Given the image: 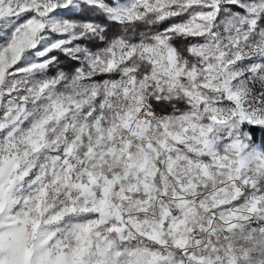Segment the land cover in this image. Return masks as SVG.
<instances>
[{
    "label": "snow or ice",
    "instance_id": "obj_1",
    "mask_svg": "<svg viewBox=\"0 0 264 264\" xmlns=\"http://www.w3.org/2000/svg\"><path fill=\"white\" fill-rule=\"evenodd\" d=\"M0 264H264V0H0Z\"/></svg>",
    "mask_w": 264,
    "mask_h": 264
}]
</instances>
